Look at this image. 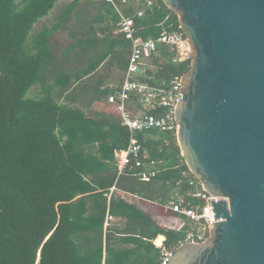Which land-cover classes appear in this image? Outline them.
Listing matches in <instances>:
<instances>
[{
    "label": "trees",
    "instance_id": "trees-1",
    "mask_svg": "<svg viewBox=\"0 0 264 264\" xmlns=\"http://www.w3.org/2000/svg\"><path fill=\"white\" fill-rule=\"evenodd\" d=\"M60 1L0 0V264H160L154 241L164 237L176 251L190 224L180 217L185 227L177 230L139 202L178 218L165 206L178 198L201 205L192 198L200 185L175 134L158 130L134 133L142 165L130 161L119 174L114 152L130 134L106 98L131 52L120 15L142 40L182 33L178 18L161 0ZM175 57L158 45L137 80L166 92L190 69ZM161 92L149 102L132 93L128 111L162 116ZM149 171L155 177L141 181Z\"/></svg>",
    "mask_w": 264,
    "mask_h": 264
},
{
    "label": "water",
    "instance_id": "water-1",
    "mask_svg": "<svg viewBox=\"0 0 264 264\" xmlns=\"http://www.w3.org/2000/svg\"><path fill=\"white\" fill-rule=\"evenodd\" d=\"M161 1L194 50L175 136L213 221L163 264H264V0Z\"/></svg>",
    "mask_w": 264,
    "mask_h": 264
},
{
    "label": "built area",
    "instance_id": "built-area-1",
    "mask_svg": "<svg viewBox=\"0 0 264 264\" xmlns=\"http://www.w3.org/2000/svg\"><path fill=\"white\" fill-rule=\"evenodd\" d=\"M104 1L112 5L114 4L113 0ZM116 11L119 12L118 10ZM119 29L124 38L131 43V52L123 80L117 88V91L107 96L106 103L112 107L121 126L126 128L130 134L127 148L114 152L115 162L118 168V173L120 174L130 161L133 162V166L136 168L142 165V162L138 157L141 151V146L135 139L134 133L158 130L161 132L176 134L177 130V125H175L174 121V112L176 103L179 100V82L181 76H175L171 80L169 89L166 92L159 91L163 93L160 103L166 110L162 116L155 117L145 113L132 115L128 111L127 107L132 93L144 96L147 102L154 100L159 93L156 90L146 87L137 80V76L142 73L144 61L156 51L158 45L165 44L174 49L176 53L175 60L186 62L190 65L194 57V50L183 33H162L154 40H142L135 37V30L132 21L122 15H120ZM150 166H154L152 161L150 162ZM155 174L156 171L142 172L140 174V180L148 182L151 178L155 177ZM192 184L193 182L191 181L190 185ZM113 190L114 188L111 189V191ZM192 198L202 204L193 207H186L183 205L184 202L182 198H178L175 202L171 201L165 206L166 209L178 216V218H175V229L181 230L185 227V224L180 221V217H184L189 223L193 222L200 226L198 232L189 228L183 238L178 241L177 248L188 243H197V245L204 244L209 238V232L213 225L208 200L201 185L199 190L193 192ZM157 248L161 251L160 264H163L173 251L166 249L163 246V243L157 246Z\"/></svg>",
    "mask_w": 264,
    "mask_h": 264
},
{
    "label": "crops",
    "instance_id": "crops-1",
    "mask_svg": "<svg viewBox=\"0 0 264 264\" xmlns=\"http://www.w3.org/2000/svg\"><path fill=\"white\" fill-rule=\"evenodd\" d=\"M53 15H55V13H54V11L53 12H51V14L49 15V17L47 18V19H49L51 16H53ZM47 19H43V20H41V22H40V24H38V27L39 26H42V25H44V24H46V21H47ZM56 36H58V37H61V38H64V35L63 34H60V33H58ZM144 64H145V61H144ZM114 74V73H113ZM113 82V81H112ZM112 82L111 81H108L107 83H108V85H112ZM131 199H134V198H131ZM134 200H136V202L138 201L137 199H134ZM150 205L151 207H152V204L151 203H140L139 202V206L142 208V209H144V210H146V211H148V212H150V213H152L153 215H154V217H156V219H158L159 221L160 220H164L163 222H167L168 221V218H165V217H157L156 215H155V211H154V208L152 207V209L150 210L149 209V207L148 206ZM146 206V207H145ZM148 207V208H147ZM169 220H174L175 221V218H170ZM159 237H162V236H159ZM158 238V237H157ZM156 240L154 241V245L157 247V246H159L161 243H163L164 242V237H162V242L159 244V245H157L156 243Z\"/></svg>",
    "mask_w": 264,
    "mask_h": 264
},
{
    "label": "rangeland",
    "instance_id": "rangeland-1",
    "mask_svg": "<svg viewBox=\"0 0 264 264\" xmlns=\"http://www.w3.org/2000/svg\"><path fill=\"white\" fill-rule=\"evenodd\" d=\"M65 1H68V0H61L60 2H65ZM108 110L110 111V109L108 108ZM177 144V143H176ZM148 206V205H147ZM146 207V206H145ZM149 207V209L151 210L152 209V207L149 205L148 206ZM147 207V208H148ZM158 220V219H157ZM159 221V220H158ZM162 221V220H161ZM164 221V220H163ZM160 222V221H159ZM190 224V227H191V229L192 230H194V231H196V232H198L199 230H200V226L198 225V224H196V223H193V222H190L189 223Z\"/></svg>",
    "mask_w": 264,
    "mask_h": 264
},
{
    "label": "bare ground",
    "instance_id": "bare-ground-1",
    "mask_svg": "<svg viewBox=\"0 0 264 264\" xmlns=\"http://www.w3.org/2000/svg\"><path fill=\"white\" fill-rule=\"evenodd\" d=\"M156 243H157V245H159L160 244V240H158Z\"/></svg>",
    "mask_w": 264,
    "mask_h": 264
}]
</instances>
